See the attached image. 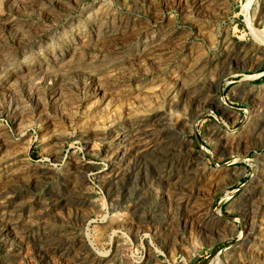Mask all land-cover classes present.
<instances>
[{
  "label": "rangeland",
  "instance_id": "rangeland-1",
  "mask_svg": "<svg viewBox=\"0 0 264 264\" xmlns=\"http://www.w3.org/2000/svg\"><path fill=\"white\" fill-rule=\"evenodd\" d=\"M0 264H264V0H0Z\"/></svg>",
  "mask_w": 264,
  "mask_h": 264
},
{
  "label": "bare ground",
  "instance_id": "bare-ground-1",
  "mask_svg": "<svg viewBox=\"0 0 264 264\" xmlns=\"http://www.w3.org/2000/svg\"><path fill=\"white\" fill-rule=\"evenodd\" d=\"M136 128H137V127H136ZM133 129H134V128H133ZM133 129H132V130H133ZM136 130H139V129L137 128ZM139 132H140V131H139ZM132 133H133V131H132ZM123 134H124V133H123ZM135 135H136V134H135ZM138 135H139V134H138ZM133 136H134V134H133ZM133 138H134V137H133ZM139 138H140V137H139ZM149 138H150V137H149ZM115 139H116V138H115ZM115 139H114V140H115ZM131 139H132V138H131ZM147 139H148V138H147ZM124 140H125V139H124ZM125 141H126V140H125ZM142 141H143V140H142ZM225 141H226V140H225ZM117 142H118V141H117ZM117 142H116V143H117ZM113 143H114V142H113ZM142 143H143V142H142ZM136 144H137V142H136ZM121 145H122V144H121ZM138 145L141 146L140 144H138ZM143 146H144V143H143ZM159 146H160V145H159ZM124 147H125V146H124ZM124 147H122V148L124 149ZM149 147H150V146H149ZM151 147H152V146H151ZM155 147H156V146H155ZM119 148H120V147H119ZM136 149H137V148H136ZM140 149H141V148H140ZM147 150H148V149H147ZM137 151H138V150H137ZM143 151H145V150H143ZM141 155H142V152H141ZM122 159H123V158H122ZM119 165H120V164H119ZM117 168H118V167H117ZM189 168H190V167H189ZM120 169H121V168H120ZM116 171H117V170H116ZM119 173H121V172H119ZM120 175H121V174H120ZM112 176H113V175H112ZM117 176H118V175H117ZM115 177H116V176H115ZM112 179H113V178H112ZM179 179H180V178H179ZM176 180H178V179H176ZM177 182H178V181H177ZM162 186H163V185H162ZM161 198H162V197H161ZM157 203H159V202H157ZM157 206H158V205H157ZM161 211H162V209H161ZM161 211H160V212H161ZM160 212H159V213H160ZM156 215H157V214H156ZM161 215H162V214H161ZM157 217H158V216H157ZM161 218H162V217H161ZM217 219H218V218H217ZM161 220H162V219H161ZM163 221H165V219H164ZM163 221H162V222H163Z\"/></svg>",
  "mask_w": 264,
  "mask_h": 264
}]
</instances>
